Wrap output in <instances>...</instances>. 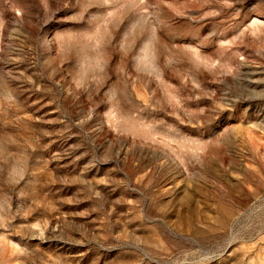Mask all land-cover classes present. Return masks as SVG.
Instances as JSON below:
<instances>
[{"label":"rangeland","instance_id":"1","mask_svg":"<svg viewBox=\"0 0 264 264\" xmlns=\"http://www.w3.org/2000/svg\"><path fill=\"white\" fill-rule=\"evenodd\" d=\"M0 264H264V0H0Z\"/></svg>","mask_w":264,"mask_h":264}]
</instances>
